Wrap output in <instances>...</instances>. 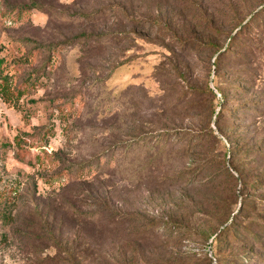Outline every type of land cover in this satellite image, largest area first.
Returning a JSON list of instances; mask_svg holds the SVG:
<instances>
[{
  "label": "rangeland",
  "instance_id": "obj_1",
  "mask_svg": "<svg viewBox=\"0 0 264 264\" xmlns=\"http://www.w3.org/2000/svg\"><path fill=\"white\" fill-rule=\"evenodd\" d=\"M252 20L264 0H0V264H264V62L237 39L213 66ZM68 40L52 59L37 49ZM157 129L196 130L204 148L120 155ZM201 160L198 182L175 179ZM103 208L118 229L78 230Z\"/></svg>",
  "mask_w": 264,
  "mask_h": 264
},
{
  "label": "trees",
  "instance_id": "obj_2",
  "mask_svg": "<svg viewBox=\"0 0 264 264\" xmlns=\"http://www.w3.org/2000/svg\"><path fill=\"white\" fill-rule=\"evenodd\" d=\"M33 8L37 9V8H40V6L37 4H31L29 6L21 7L20 10H28V9H33ZM110 11H113V9L111 8ZM82 17H85V16L82 15ZM253 21L254 20L250 21L246 26H244L240 31H238L237 34L233 38L230 39V41L228 42V46L226 48L218 49L219 51H222V52L219 56H217L213 60V66L215 67V69H217V71L221 70L220 67L222 65L221 61L223 57L230 54L231 50L229 49L233 48V45H232L233 42L239 41L237 39L244 40V43H243L244 46H242L243 48L242 47L241 48L243 49V57H245L244 59L247 62L249 63L251 62L260 63V61L264 62V42L259 40V38L252 33V30H255V32L261 31L264 27L263 26L264 22L260 21L254 25ZM77 37L78 38L76 39L78 40L82 39L83 41H89L90 34H80ZM71 42L72 40H68V41H64L56 45H50V46L40 45L37 47V49L45 48L49 52V58L51 57L52 59L53 53L62 49L64 46L69 45V43ZM229 59L238 60L239 58L237 56L236 57L229 56ZM48 63L50 67L51 61ZM248 73L250 75L256 74L254 73V70H252V68H248ZM0 79H1L0 80V96L4 97V95L10 94L9 92L10 84H9L7 76H3ZM214 88L216 92L220 94V97L223 100V104L220 109L219 115L217 114V118L224 117L223 113L228 114L230 112L229 110H225V108H223L228 101L227 100L228 94L224 92L223 89H220L217 86H215ZM235 89L244 91L241 86H235ZM19 93L20 92L18 91L17 94ZM207 93L213 97H215L216 95L213 89H211L208 86H207ZM229 117L235 118L234 115L229 116ZM188 132H192V135H190L189 137H186L187 133H184L183 131L178 132L179 135L185 134L184 136H180L181 137L180 138L177 135L175 136L176 133H173L170 135V133L162 129H157L155 131H149V132L143 131L139 133V135L136 137L137 139H135V141L138 140V142L131 143L129 148L125 147L124 151L121 152L120 155H122L123 157L124 155H130L132 153L142 152V153L148 154L150 156V159L153 158V160H155L158 157L162 159L166 158L171 152L173 155H177L178 153L185 154L190 150V147L193 143H194L193 144L194 147H198V148L200 147V149L204 148V144H202V142L204 138H206V135L204 136L198 133L196 130H190ZM209 136L213 140L218 141L217 137L214 135V132L211 128H209ZM16 141L19 143L20 142L19 138H16ZM116 153H119L117 149L110 148L108 150L107 148L106 151L101 154V157L108 156V159H111L116 155ZM101 157H98L95 160V167L96 168L99 167V169L102 167ZM85 165L87 167L86 169L89 170L91 168L90 162ZM85 165L83 166L85 167ZM83 166L78 167L77 168L78 171L83 170L84 168ZM209 169L210 167H209L208 161L201 160L198 164H195L193 167L188 168L186 173H181V176L176 175L175 179L185 181L186 183L189 182V186H192L194 181L198 182L199 180V179L194 180V178L196 176H201L202 174H205ZM202 180L205 181L203 182V185H211L214 181V176L212 174H209L207 177L202 178ZM242 206L244 207V204L241 202L239 208L236 211V216L233 217V220L235 219L237 221V217L239 213L242 211ZM67 209L69 212L72 211L70 206H68ZM75 221H76V226H78V230H82L81 224L83 225L84 223H88L91 225L93 224L94 225H100V224L107 225L109 230H115V229H118V226L122 223L123 220L121 221V218H118L116 215L114 216L113 214H110V213L108 214L103 208L102 210L97 209L95 212H93L92 214H89L88 216H81L80 213H78V216H76ZM237 226L238 225L235 223L230 224L228 228H224L227 230H222L223 235L236 233L237 230H230V229H233V227L236 228ZM148 230H153V228H149ZM246 231H249V230H246ZM261 231L264 232V230H261ZM262 243L264 245V240ZM230 264L232 263L230 262Z\"/></svg>",
  "mask_w": 264,
  "mask_h": 264
}]
</instances>
